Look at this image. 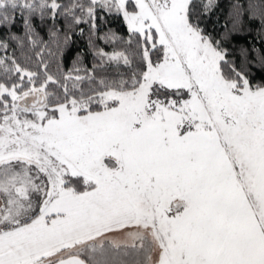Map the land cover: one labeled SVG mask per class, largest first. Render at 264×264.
Here are the masks:
<instances>
[{
  "label": "snow or ice",
  "instance_id": "1",
  "mask_svg": "<svg viewBox=\"0 0 264 264\" xmlns=\"http://www.w3.org/2000/svg\"><path fill=\"white\" fill-rule=\"evenodd\" d=\"M227 8L0 0V264H264V0Z\"/></svg>",
  "mask_w": 264,
  "mask_h": 264
},
{
  "label": "trees",
  "instance_id": "2",
  "mask_svg": "<svg viewBox=\"0 0 264 264\" xmlns=\"http://www.w3.org/2000/svg\"><path fill=\"white\" fill-rule=\"evenodd\" d=\"M220 3H221V9L219 10L220 19H221V22H223L227 15V11H228V8H227L228 0H220ZM241 42H246V41L242 40Z\"/></svg>",
  "mask_w": 264,
  "mask_h": 264
}]
</instances>
